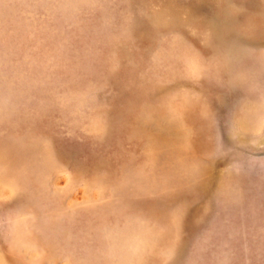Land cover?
<instances>
[{
    "label": "rangeland",
    "instance_id": "rangeland-1",
    "mask_svg": "<svg viewBox=\"0 0 264 264\" xmlns=\"http://www.w3.org/2000/svg\"><path fill=\"white\" fill-rule=\"evenodd\" d=\"M0 264H264V0H0Z\"/></svg>",
    "mask_w": 264,
    "mask_h": 264
}]
</instances>
